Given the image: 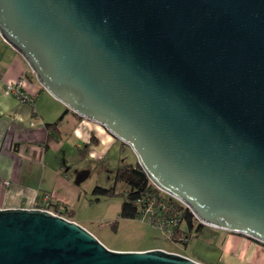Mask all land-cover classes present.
Here are the masks:
<instances>
[{
    "label": "water",
    "instance_id": "obj_1",
    "mask_svg": "<svg viewBox=\"0 0 264 264\" xmlns=\"http://www.w3.org/2000/svg\"><path fill=\"white\" fill-rule=\"evenodd\" d=\"M0 34L199 222L264 243V0H0ZM0 264H206L0 208Z\"/></svg>",
    "mask_w": 264,
    "mask_h": 264
},
{
    "label": "crops",
    "instance_id": "obj_2",
    "mask_svg": "<svg viewBox=\"0 0 264 264\" xmlns=\"http://www.w3.org/2000/svg\"><path fill=\"white\" fill-rule=\"evenodd\" d=\"M23 76L24 90L34 97V105L6 89L7 83ZM53 97L24 56L0 34V208H32L43 194L50 193L55 202L71 210L79 203L80 186L90 172L70 161V139L78 140L73 145L83 156L88 154L99 163L105 162L109 146L117 139L95 121L86 124L78 120L64 103L68 113L56 130L50 129L47 123L56 121H52L53 115L62 109V102ZM72 219L81 223L75 216ZM218 235L219 250L227 262L264 264V243L234 231Z\"/></svg>",
    "mask_w": 264,
    "mask_h": 264
},
{
    "label": "rangeland",
    "instance_id": "obj_3",
    "mask_svg": "<svg viewBox=\"0 0 264 264\" xmlns=\"http://www.w3.org/2000/svg\"><path fill=\"white\" fill-rule=\"evenodd\" d=\"M55 100L58 99L55 98ZM59 104L62 109L53 115L52 121L58 119L66 108L63 103ZM43 105L45 107L49 106L47 103H43ZM75 116L86 124H96L79 114ZM64 124H67V122ZM77 141V139H70V144L73 146L68 151L70 161L73 159L76 163L78 162L77 168L83 169V172L89 170L90 174L80 186L79 203L71 210L74 212L73 216L92 230L104 244L116 250L163 248L168 251L188 254L190 257L192 256V258L206 264H238L227 262L220 253L221 236L218 233L225 232L223 229L206 225L201 231H197L198 222H196L192 236L189 242L185 244L183 241L180 242L170 237L165 230L159 227L157 221H154V218H150L149 215H141L136 218L121 217L120 212L124 196L130 188L125 182L116 184L117 195L102 197L99 201H96L95 196L92 194L95 186H114L117 168L137 166L138 157L129 144H123L122 140L117 138L109 146L105 162L99 163L90 158L88 154L83 156L81 149L79 150L73 145ZM164 194L167 195L168 193ZM73 216L69 217L72 219ZM184 227L187 228V226Z\"/></svg>",
    "mask_w": 264,
    "mask_h": 264
},
{
    "label": "trees",
    "instance_id": "obj_4",
    "mask_svg": "<svg viewBox=\"0 0 264 264\" xmlns=\"http://www.w3.org/2000/svg\"><path fill=\"white\" fill-rule=\"evenodd\" d=\"M68 111L69 109H66L56 121L52 123H47V126L50 129L56 130L59 123L64 119ZM115 173L116 174L114 186L103 187L97 185L93 189L92 194L95 196L96 201H99L102 197L115 196L118 194L116 190V184L118 182L127 183L130 188L124 196L120 212L121 217L136 218L138 216H141L143 213L141 208L138 206L137 201L140 197L145 196L147 198V196L149 195L150 197L156 196L159 200V203L166 202L170 205H175L179 208L178 210H183L184 222L180 224L179 227L175 228V233L173 236V238L177 241H183L185 244H187L192 236V232L196 226V222H198L197 231H201L203 227L206 226L205 224L199 222V220L196 218V216L189 207L185 206L183 203H181L179 200H177L170 194H164L166 192L161 190L151 181L148 174L145 172V170L141 167L139 163L137 164V166L134 167H118ZM54 205L58 207L59 202L55 203ZM67 213L71 217L74 214V212L68 209V207L64 204L62 214L67 218L71 219V217H69ZM184 226H187V228H185ZM182 237H186L187 239L183 240Z\"/></svg>",
    "mask_w": 264,
    "mask_h": 264
},
{
    "label": "built area",
    "instance_id": "obj_5",
    "mask_svg": "<svg viewBox=\"0 0 264 264\" xmlns=\"http://www.w3.org/2000/svg\"><path fill=\"white\" fill-rule=\"evenodd\" d=\"M25 83H26V76H23L18 80L7 83L6 89L9 92H11L13 95L18 97L20 100L28 101L32 105H34L35 102L34 97L28 95L24 90ZM6 183L9 182L6 181ZM52 198L53 197L50 193L43 194L42 200L41 201L38 200L35 203L34 208L49 210L53 214L64 216L62 214V210L64 209V204L59 201L55 202ZM176 199L179 200L178 198ZM179 201L188 207L187 204H185L181 200ZM57 202H59L58 207L54 205ZM137 204L142 210L143 213L142 216L149 215L150 218H154V221H157L159 227L165 230V232H167L170 237L174 236L175 228L179 227L180 224L184 222L183 210H178L179 209L178 207H176L175 205H170L169 203L166 202L159 203V200L156 196L150 197L148 195L147 198L145 196H142L138 199ZM182 239L186 240L187 238L182 237Z\"/></svg>",
    "mask_w": 264,
    "mask_h": 264
}]
</instances>
